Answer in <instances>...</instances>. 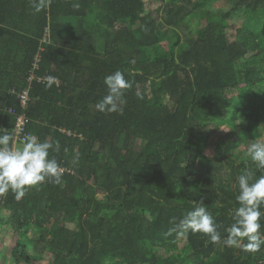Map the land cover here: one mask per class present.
<instances>
[{
    "label": "trees",
    "instance_id": "16d2710c",
    "mask_svg": "<svg viewBox=\"0 0 264 264\" xmlns=\"http://www.w3.org/2000/svg\"><path fill=\"white\" fill-rule=\"evenodd\" d=\"M229 1L148 11L145 0H0V128L24 115L26 133L59 145L49 157L64 169L60 184L0 196L11 264H264V246L170 231L203 200L223 239L237 177L264 174L235 154L263 137L264 0L213 7ZM117 70L132 85L123 110L98 112Z\"/></svg>",
    "mask_w": 264,
    "mask_h": 264
},
{
    "label": "clouds",
    "instance_id": "9594fccd",
    "mask_svg": "<svg viewBox=\"0 0 264 264\" xmlns=\"http://www.w3.org/2000/svg\"><path fill=\"white\" fill-rule=\"evenodd\" d=\"M103 84L107 94L95 104V109L101 113L122 111L126 103L125 93L132 87L131 83L117 70L105 76ZM49 150L58 151L59 145L54 147L48 140L41 142L34 135L24 137L18 144L13 133L0 128V196L11 191L15 199L20 200L28 189L45 180L60 184L64 169L55 158L49 157ZM247 156L258 169H264V141L250 142ZM236 183L238 193L235 200L239 206L233 211V223L226 229V237L222 239L217 231L218 226L203 200L194 202L193 209L170 231H178L180 235L189 231L203 233L214 244L222 243L226 247L253 253L260 251L264 246V234L260 231L264 219V174L255 177L251 171L245 170L237 177Z\"/></svg>",
    "mask_w": 264,
    "mask_h": 264
},
{
    "label": "rangeland",
    "instance_id": "374dc122",
    "mask_svg": "<svg viewBox=\"0 0 264 264\" xmlns=\"http://www.w3.org/2000/svg\"><path fill=\"white\" fill-rule=\"evenodd\" d=\"M237 1L238 0H231L229 1L228 4H225L224 6H220L219 4L217 5L216 2H214L213 7L222 8L224 12L230 11L233 9ZM145 5L148 11H153L159 7L160 2L159 0H145ZM96 49L100 50V46L98 43L96 44ZM165 102L169 103V100L165 98ZM260 129L263 134L262 141H264V119L260 123ZM220 132H221L220 128L209 130V132L206 135L208 136V142L210 145H215L216 143H218L220 138ZM141 146H142L141 143L138 142V147L141 148ZM247 147L248 145L246 147L238 148L235 151V154H237L241 158H249L247 156ZM0 218L4 220V224H0V264H11L10 248L12 246L13 231L9 225V213L2 212L0 214ZM54 221L56 220H53V222ZM39 231L40 230L38 228H34L33 226L29 236L36 237ZM3 254H4V258H1Z\"/></svg>",
    "mask_w": 264,
    "mask_h": 264
},
{
    "label": "built area",
    "instance_id": "2783aa9c",
    "mask_svg": "<svg viewBox=\"0 0 264 264\" xmlns=\"http://www.w3.org/2000/svg\"><path fill=\"white\" fill-rule=\"evenodd\" d=\"M32 80H34V77L30 76L28 78V82H31ZM42 81H44V80L43 79H38L37 80L38 83H40ZM45 81L54 82V80H49V79H45ZM12 93H14V92H12ZM19 99H20L21 107H25L27 102L29 101L28 91L27 90L23 91L19 95ZM9 113H13V112L11 110H9ZM25 127H26V118H25V116L24 115L17 116L16 117V121H15V125H14V129H13L12 133L14 134V136L16 138V142L18 144L23 142L24 137L30 135V134L26 133Z\"/></svg>",
    "mask_w": 264,
    "mask_h": 264
}]
</instances>
